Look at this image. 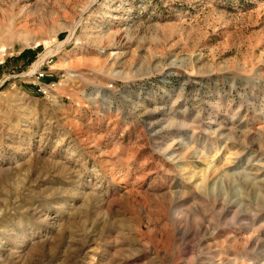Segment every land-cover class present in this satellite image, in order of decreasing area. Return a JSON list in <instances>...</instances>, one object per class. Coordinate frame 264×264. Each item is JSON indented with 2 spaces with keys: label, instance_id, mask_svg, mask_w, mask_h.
<instances>
[{
  "label": "rangeland",
  "instance_id": "obj_1",
  "mask_svg": "<svg viewBox=\"0 0 264 264\" xmlns=\"http://www.w3.org/2000/svg\"><path fill=\"white\" fill-rule=\"evenodd\" d=\"M0 47V264H264V0H0Z\"/></svg>",
  "mask_w": 264,
  "mask_h": 264
},
{
  "label": "built area",
  "instance_id": "obj_2",
  "mask_svg": "<svg viewBox=\"0 0 264 264\" xmlns=\"http://www.w3.org/2000/svg\"><path fill=\"white\" fill-rule=\"evenodd\" d=\"M55 57L56 55L50 53V51L43 54H36V61L27 71L30 77L35 78L36 85H40V88L37 86V89L44 95H52L63 84V80L66 79L64 77L63 79L54 78L52 64ZM4 63V60H0V65H4Z\"/></svg>",
  "mask_w": 264,
  "mask_h": 264
},
{
  "label": "trees",
  "instance_id": "obj_3",
  "mask_svg": "<svg viewBox=\"0 0 264 264\" xmlns=\"http://www.w3.org/2000/svg\"><path fill=\"white\" fill-rule=\"evenodd\" d=\"M33 54V56H31L30 57V62H33L34 60H35V58H36V53H34V50H32V49H26V50H24L18 57H17V59H20V58H23V57H25L27 54Z\"/></svg>",
  "mask_w": 264,
  "mask_h": 264
},
{
  "label": "bare ground",
  "instance_id": "obj_4",
  "mask_svg": "<svg viewBox=\"0 0 264 264\" xmlns=\"http://www.w3.org/2000/svg\"><path fill=\"white\" fill-rule=\"evenodd\" d=\"M75 27H76V26H75ZM72 31H73L72 33H74V29H73ZM71 35H72V34H71ZM1 49H2V48L0 47V51H2ZM208 237H209V236H208Z\"/></svg>",
  "mask_w": 264,
  "mask_h": 264
}]
</instances>
